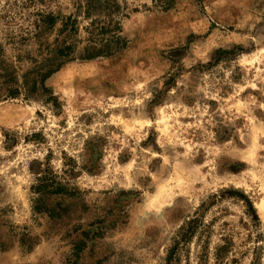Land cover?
<instances>
[{"label": "rangeland", "instance_id": "1", "mask_svg": "<svg viewBox=\"0 0 264 264\" xmlns=\"http://www.w3.org/2000/svg\"><path fill=\"white\" fill-rule=\"evenodd\" d=\"M0 264H264V0H0Z\"/></svg>", "mask_w": 264, "mask_h": 264}, {"label": "trees", "instance_id": "2", "mask_svg": "<svg viewBox=\"0 0 264 264\" xmlns=\"http://www.w3.org/2000/svg\"><path fill=\"white\" fill-rule=\"evenodd\" d=\"M119 48V44L117 45V46H114L113 48H110L107 52L109 53V52H114V51H116L117 49ZM97 55H99V54H90V55H88L87 56V58H91V57H94V56H97ZM42 89H45V86L42 84Z\"/></svg>", "mask_w": 264, "mask_h": 264}]
</instances>
